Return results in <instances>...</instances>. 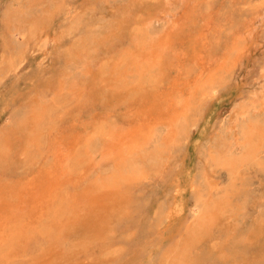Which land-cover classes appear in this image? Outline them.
I'll use <instances>...</instances> for the list:
<instances>
[{"label": "rangeland", "instance_id": "374dc122", "mask_svg": "<svg viewBox=\"0 0 264 264\" xmlns=\"http://www.w3.org/2000/svg\"><path fill=\"white\" fill-rule=\"evenodd\" d=\"M134 1L0 0V191L18 202L31 180L61 181L32 211L12 212L0 231V264H170V253L194 237L205 204L218 200L226 207L197 232L201 237L187 249L190 263L264 264V137L255 160L235 171L225 165L242 150L244 122L264 124V93L253 102V76L245 84L233 67L215 76L212 88L196 91L175 140L162 138L163 123L154 130L146 154L159 145L156 161L131 154L143 172L124 183L121 195L99 197L97 205L85 195L99 182L116 187L126 163L110 138L132 126L141 90L160 87L161 97L178 76L153 64L137 71L134 61L162 35L166 21L155 11L165 0H144L148 9L136 10L126 30L105 29ZM199 1L214 12L231 9L234 18L247 11L241 0L235 10L231 0ZM247 1L250 9L264 7V0ZM119 87L130 90L129 98L115 97ZM59 149L70 152L67 162ZM176 201L183 211L173 220ZM98 214L103 224L95 233L84 222Z\"/></svg>", "mask_w": 264, "mask_h": 264}, {"label": "bare ground", "instance_id": "6f19581e", "mask_svg": "<svg viewBox=\"0 0 264 264\" xmlns=\"http://www.w3.org/2000/svg\"><path fill=\"white\" fill-rule=\"evenodd\" d=\"M237 1L238 0H231V6L233 7V4ZM241 1L243 6H246L247 11L241 14L240 18H234L229 13L231 9L224 13H221L222 10L221 12H214L210 7L204 6L199 0H165L163 4L164 7L162 8L163 10L155 11V13L160 12L161 17L166 21L162 30V35H160L158 39L150 42L149 50L151 52H148L149 54L147 56L143 55L139 59L136 58L134 61L135 64H137V71H139V68H147L152 64L161 68L166 67L167 70L170 71L176 69L178 76L173 79L174 90L163 94L161 97L158 96L161 92L160 87L142 89L141 92H144V97L139 98L138 93L140 91L136 93L140 103L136 108V114L134 113V115H136L135 121L130 128L128 126L127 131L120 133L115 138L111 135L110 138V140L115 139L118 142L116 151L117 157L126 164L120 172L119 181L115 184L116 187L111 185H100L99 182V184L90 188L93 190L92 193L89 191L86 192L85 195L89 197L88 199L91 200L92 203L97 205L99 197H116L117 193L120 194L119 190L124 183L128 184L132 176H137L140 172H143L141 171L143 170L142 168L140 169L136 166L137 163H130V159L133 156L131 154L137 155L136 157L138 159L147 158L148 155L151 154L155 157L156 161V157L161 155L162 149H160L159 145H156L154 140V145H156L157 148L155 146L149 154H146L147 140H150L154 130L159 124L163 123L165 124V130L162 138H166L167 140L171 138L170 141L175 140L176 135H179V131L185 126H183V124H185V120H187V111H189L191 107L196 91L205 84L207 87L210 86L212 88L217 82L215 76L219 73H224L228 69L231 70L233 67L241 72H238V74L241 75V81L245 84L248 82L247 75H252L253 78L251 79H253V84H251L252 86H250V88L253 87V90L249 89L251 91L249 94L255 99H253L255 103L258 97L264 93V7L250 9L247 0L246 2H243L245 0ZM146 3L147 2L144 0H135L131 9L125 12L126 15L124 18L123 13L120 14V17H122L121 21L117 23L109 22L105 29L110 31L114 28H119L120 30L125 28L127 25L126 23L134 18L136 10L140 8L148 9ZM171 7L175 9L174 12ZM233 10H235V7H233ZM244 15H246V17H244ZM113 31L114 30H112V32ZM119 32L120 31L117 30L115 34L118 35ZM121 34L125 33L122 32ZM112 45H117L116 39H113ZM142 50L144 51V49ZM242 66L246 68L244 69ZM212 70H216L217 72L211 73ZM202 80L205 83L202 84L200 82ZM136 85L128 86V88L131 90L135 88ZM156 86H158L157 83L154 87ZM119 88L117 92H114L115 97L129 98L130 90L125 87ZM260 104L264 105V102H260ZM117 105H119L118 102ZM133 105L135 104H132V107ZM263 125L264 124L258 125L256 122H251L248 125L247 122H244L240 127V134L237 139L241 142L242 150L239 156L234 154L225 159V165L229 166L230 170L235 171V169L241 166L245 161L256 159L261 146L260 141H262L264 137L262 130ZM158 140L159 139L156 141ZM148 143L150 144V142ZM160 143L161 141L157 144ZM59 150L62 160H66L67 162L70 152L67 153L66 149ZM111 150L113 149L111 148L110 151ZM206 170L210 171V168ZM137 172L139 173L137 174ZM209 174L207 173V175ZM60 185V178L51 179L49 176L44 182L40 180H31L26 186V189L18 192V202H15L14 199L9 201L11 199L10 195L6 191H0V231L7 226L11 218H14L12 212L17 211L19 208L22 212H25L27 209L32 211L37 204H42L49 196L53 195ZM177 191H180L179 187ZM25 193L26 197L24 198ZM209 203L210 202H207L205 204V206L208 207H206V211L203 212L204 214L199 215V218H197L198 220H196V225L193 227L194 237L191 235L186 241L184 240L185 243H183V245L181 244V247L178 246L180 250H183L180 253L177 252L175 248V251L171 250L173 252L166 258V262L170 264H191L189 255L187 256V249L192 248L193 242L201 237L197 232L205 231V226L214 223L215 220L221 216V211L226 207V205H223L224 203L219 202V200L213 205ZM99 206V209L104 208L106 206L105 201L99 204ZM182 211L183 209L180 203L176 201L174 208L170 212V217L174 220ZM102 219L103 216L98 214L94 218H87L84 225L91 229L96 228L95 233H97V228H100L103 224ZM189 253L191 252L189 251Z\"/></svg>", "mask_w": 264, "mask_h": 264}]
</instances>
